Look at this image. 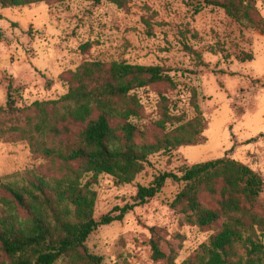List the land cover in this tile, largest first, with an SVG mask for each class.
I'll use <instances>...</instances> for the list:
<instances>
[{
  "label": "trees",
  "instance_id": "1",
  "mask_svg": "<svg viewBox=\"0 0 264 264\" xmlns=\"http://www.w3.org/2000/svg\"><path fill=\"white\" fill-rule=\"evenodd\" d=\"M65 1L0 0V7ZM86 1L125 9L130 0ZM258 3L264 6V0H203L202 5L221 10L243 28L263 32ZM89 48L88 43L81 46L82 52ZM251 60L250 55L241 58ZM64 82L68 91L59 99L24 108L16 107L13 92L18 91L7 86L6 103L0 107V143L24 142L47 165L45 171L26 169L0 177V264H103L85 245L89 235L149 204L167 181L181 185L171 211L201 230L216 227L182 264H264V181L232 159L184 167L179 176L158 174L148 186L135 187L129 204L94 216L91 186L98 176L109 177L115 186L131 185L152 156L203 144L206 121L195 92L191 103L196 116L189 121L173 115L161 96L159 118L149 133L141 126L144 108L136 92L155 85L175 87L162 67L87 61ZM148 232L151 261L174 264L177 254L170 239L181 236L159 226Z\"/></svg>",
  "mask_w": 264,
  "mask_h": 264
},
{
  "label": "rangeland",
  "instance_id": "2",
  "mask_svg": "<svg viewBox=\"0 0 264 264\" xmlns=\"http://www.w3.org/2000/svg\"><path fill=\"white\" fill-rule=\"evenodd\" d=\"M202 2L130 0L125 9H117L68 0L0 7V107L5 106L9 84L18 91H12L17 108L57 100L68 91V73L95 60L160 66L172 79L175 87L155 85L136 92L144 108L141 126L149 133L159 118L161 96L173 115L189 121L196 116L191 103L196 94L206 121L203 144L152 156L131 185L115 186L109 177L98 176L91 186L96 219L129 204L135 187L148 186L158 174L179 176L184 167L199 163L232 159L264 181V31L243 28ZM257 7L264 20V6ZM86 43L90 48L82 52ZM247 55L252 60L241 62ZM46 165L24 142L0 143V177L26 169L45 171ZM180 188L167 181L149 204L93 232L85 243L89 252L103 264H154L148 228L159 226L181 236L170 239L177 254L174 264L193 257L216 227L201 230L171 211L169 204ZM260 200L264 202V185ZM162 249L169 253L164 243Z\"/></svg>",
  "mask_w": 264,
  "mask_h": 264
}]
</instances>
